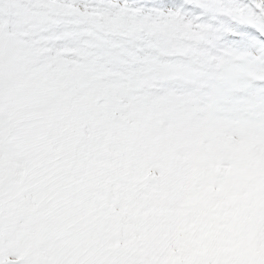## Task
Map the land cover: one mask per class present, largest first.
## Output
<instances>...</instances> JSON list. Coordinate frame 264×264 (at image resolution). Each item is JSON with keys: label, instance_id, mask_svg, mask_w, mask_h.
<instances>
[{"label": "snow or ice", "instance_id": "obj_1", "mask_svg": "<svg viewBox=\"0 0 264 264\" xmlns=\"http://www.w3.org/2000/svg\"><path fill=\"white\" fill-rule=\"evenodd\" d=\"M235 173L259 212L264 0H0V264H163Z\"/></svg>", "mask_w": 264, "mask_h": 264}, {"label": "rangeland", "instance_id": "obj_2", "mask_svg": "<svg viewBox=\"0 0 264 264\" xmlns=\"http://www.w3.org/2000/svg\"><path fill=\"white\" fill-rule=\"evenodd\" d=\"M256 192L257 185L250 186V175L238 179L234 175L232 184L218 190L220 198L205 200L191 221L169 226L167 230L179 237L173 238L174 243L181 236L188 239L187 244L177 247L180 260L201 259L191 250L201 249L204 254L207 247L208 264H238L240 258L254 255L258 240L264 241V204L258 212ZM148 240L168 245L172 238L163 239L159 233L148 235ZM163 264H179V259L166 255Z\"/></svg>", "mask_w": 264, "mask_h": 264}, {"label": "water", "instance_id": "obj_3", "mask_svg": "<svg viewBox=\"0 0 264 264\" xmlns=\"http://www.w3.org/2000/svg\"><path fill=\"white\" fill-rule=\"evenodd\" d=\"M156 234H159V233H156ZM160 234H161V238H163V239L170 240L172 238V240L169 242L171 244H168V245H164L163 242H160V241L157 240L156 243H158L160 245V250L163 251V252H166L167 256H170L172 258L177 257L179 259V264H197L198 261H206V255L210 253L208 251V247H207V250L205 251L204 254H202V250L201 249H198V250L193 249L191 251L193 253H195L196 255L198 254V256H200L201 259H199L197 257L194 260L191 259V261H190V259L188 260V259H185V258H183V260L182 259L180 260V253H178L177 247H179L178 245L182 246V244H187V240L188 239H185L184 237L181 236L182 239L178 243H174L175 241L173 240V238L176 239V238H179V237L176 236L175 234H173L172 232H170L169 230L165 229L162 232H160ZM146 239L148 240V236H146ZM149 242L151 243L152 240L149 241ZM212 250H214L213 247H212Z\"/></svg>", "mask_w": 264, "mask_h": 264}, {"label": "bare ground", "instance_id": "obj_4", "mask_svg": "<svg viewBox=\"0 0 264 264\" xmlns=\"http://www.w3.org/2000/svg\"><path fill=\"white\" fill-rule=\"evenodd\" d=\"M234 175H235V179H238L239 176H242V174H240V173H235ZM255 184H256L255 178L250 175V186L254 187Z\"/></svg>", "mask_w": 264, "mask_h": 264}]
</instances>
